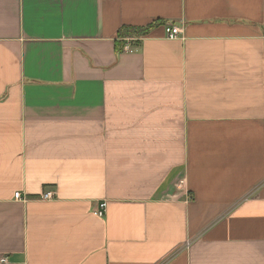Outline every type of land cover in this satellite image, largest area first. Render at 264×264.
Returning a JSON list of instances; mask_svg holds the SVG:
<instances>
[{
	"label": "crops",
	"instance_id": "1",
	"mask_svg": "<svg viewBox=\"0 0 264 264\" xmlns=\"http://www.w3.org/2000/svg\"><path fill=\"white\" fill-rule=\"evenodd\" d=\"M3 257L264 264V0H0Z\"/></svg>",
	"mask_w": 264,
	"mask_h": 264
},
{
	"label": "built area",
	"instance_id": "2",
	"mask_svg": "<svg viewBox=\"0 0 264 264\" xmlns=\"http://www.w3.org/2000/svg\"><path fill=\"white\" fill-rule=\"evenodd\" d=\"M164 35L165 38L168 40H177L181 39V29L173 24H166L164 26ZM130 39H125V45L123 47V51H129L131 46L129 45ZM55 193L52 191H45L41 194L40 200H52L54 198ZM14 199L15 200H22L24 201L23 198L20 197V194L17 192L14 194ZM104 207L105 204H100L97 211L95 212V215L98 218H102L104 216ZM0 264H8L7 258L3 257L0 258Z\"/></svg>",
	"mask_w": 264,
	"mask_h": 264
},
{
	"label": "trees",
	"instance_id": "3",
	"mask_svg": "<svg viewBox=\"0 0 264 264\" xmlns=\"http://www.w3.org/2000/svg\"><path fill=\"white\" fill-rule=\"evenodd\" d=\"M148 28H136L130 26H123L118 30L119 41L116 44V51L118 53L123 51L125 45V39H130V44H136L139 39L146 34Z\"/></svg>",
	"mask_w": 264,
	"mask_h": 264
}]
</instances>
